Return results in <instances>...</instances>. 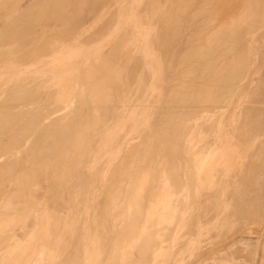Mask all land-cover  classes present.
I'll use <instances>...</instances> for the list:
<instances>
[{
	"label": "rangeland",
	"instance_id": "rangeland-1",
	"mask_svg": "<svg viewBox=\"0 0 264 264\" xmlns=\"http://www.w3.org/2000/svg\"><path fill=\"white\" fill-rule=\"evenodd\" d=\"M76 1L0 0V264H260L264 179L251 176L264 135L239 128L236 115L264 68V0ZM249 2L243 29L222 33ZM244 74L236 90L213 86L212 101L205 92ZM200 94L207 104H194Z\"/></svg>",
	"mask_w": 264,
	"mask_h": 264
},
{
	"label": "bare ground",
	"instance_id": "bare-ground-1",
	"mask_svg": "<svg viewBox=\"0 0 264 264\" xmlns=\"http://www.w3.org/2000/svg\"><path fill=\"white\" fill-rule=\"evenodd\" d=\"M67 1V0H66ZM69 1V0H68ZM76 0H74V2H75ZM81 1H83V0H81ZM91 1V0H90ZM90 1H88V2H90ZM93 1V0H92ZM91 1V2H92ZM96 1V0H95ZM104 1H106V0H104ZM242 1V0H241ZM86 2V1H85ZM94 2V1H93ZM97 2V1H96ZM16 3V2H15ZM70 3V5H71V1L69 2ZM84 3V2H83ZM250 3L251 2H249V9H250V13H246V14H244V15H241V16H239L237 19H233V22H232V24L230 25V26H226L224 29H222V33H225L226 35H231V34H233V33H238V32H240L242 29H243V26L244 25H246V22L245 21H247V20H245V15H251V13H252V10H251V8H250ZM65 4V3H64ZM78 4H80V1L78 2ZM246 4V3H245ZM56 5V4H55ZM72 5H73V3H72ZM63 6V5H62ZM69 6V5H68ZM76 6H77V1H76ZM81 6V5H80ZM83 6V5H82ZM94 7V6H93ZM95 7H96V5H95ZM245 7H247V6H245ZM59 8V7H58ZM75 8V7H74ZM62 9V8H61ZM75 10V9H74ZM77 10V9H76ZM82 10H84V9H82ZM87 10V9H86ZM59 11V10H58ZM249 11V10H248ZM79 12V11H78ZM67 13V12H66ZM75 13V12H74ZM84 13V12H83ZM120 13H122V11L120 10ZM80 14H81V12H80ZM77 15V14H76ZM80 16V15H79ZM68 17V16H67ZM120 17V16H119ZM86 18V17H85ZM121 18V17H120ZM247 19V18H246ZM65 20V19H64ZM64 25V24H63ZM62 25V26H63ZM248 25H249V23H248ZM64 27V26H63ZM144 30L145 29H142L141 31H140V35L144 32ZM259 30H260V28L256 31V36L255 37H257L258 36V34H260V32H259ZM67 32V31H66ZM56 35V34H55ZM139 35V36H140ZM57 37L58 36H60L61 37V34H57L56 35ZM139 36H138V38H139ZM254 36V35H253ZM53 37V36H52ZM55 37V36H54ZM57 37H55L56 39H57ZM60 37H59V39H60ZM55 41H57V40H55ZM4 44V43H3ZM49 44V43H48ZM243 44V43H242ZM245 44V43H244ZM243 44V45H244ZM249 44V43H248ZM248 44H245V48L246 47H249L248 46ZM54 45V44H53ZM236 45V44H235ZM235 45L233 46V48L235 47ZM247 45V46H246ZM45 46H47V45H45ZM45 46H43V47H45ZM50 47V46H49ZM243 47V48H244ZM254 47V46H253ZM53 48V47H52ZM239 48V47H238ZM44 49H46V47L44 48ZM49 49V48H48ZM249 49V48H248ZM261 49V48H260ZM231 52V50H229L228 51V53H230ZM234 52V51H233ZM249 52V51H248ZM247 52V53H248ZM252 52V51H251ZM236 54V53H235ZM234 54V55H235ZM256 54V53H255ZM243 55V54H242ZM246 56H248L249 57V55H245L244 54V59H246L247 57ZM238 58V57H237ZM225 59V58H224ZM250 59V58H249ZM257 59V58H256ZM251 60V59H250ZM233 61V60H232ZM247 62L249 63V61H246V62H243L244 64L243 65H246V67H247V69H249V64H251V63H254V61H251V63H249L248 64V66H247ZM259 62V61H258ZM157 62H156V60H155V64H156ZM223 63V62H222ZM246 63V64H245ZM214 65V64H213ZM232 65V64H231ZM234 66H235V63L232 65V66H228V67H226L224 64L223 65H221V67H217L218 69H216L217 70V75L218 74H220L219 72L220 71H224V70H230V69H234ZM236 67V66H235ZM246 67H244V69H245V71L246 72H248L247 71V69H246ZM207 68H209V67H207ZM215 68V67H214ZM214 68H212L211 67V69H213L214 70ZM250 69H251V67H250ZM206 71H207V69H205ZM209 70V69H208ZM212 70V71H213ZM218 70H220V71H218ZM90 71V70H89ZM89 71H88V73H89ZM148 71V70H147ZM245 71H243L244 73H246ZM161 70H159L158 69V73L159 74H161ZM215 72V71H214ZM113 73V72H112ZM148 73H149V78H150V80H149V85H148V88L150 89V91L152 92V93H154L155 91H156V85H157V82H156V80H155V78H154V73H152L151 71H148ZM201 73V72H200ZM212 74V73H211ZM215 74V73H214ZM245 75V77H242V78H240V77H238V78H236V80H238V82H236V83H233V84H230L229 83V81H228V79L227 78H217V79H213L214 80V82L211 84V87H208V89L205 91V92H209V94L207 93V95H209V97H211L210 99H211V101H212V98L214 97H212V93H214L213 92V86H215V88L217 87L218 88V86L220 87V86H222L223 84H225V85H227L228 87H227V89L229 88V86L230 87H232V86H235V89L234 90H236L237 89V87H239V83H241V82H243L245 79H247V76H248V74L246 75V74H244ZM250 75V74H249ZM147 76V75H146ZM146 76H145V78H146ZM204 76V75H203ZM202 76V77H203ZM215 76V75H214ZM137 77V76H136ZM207 77V76H206ZM206 77H204V78H206ZM107 78V77H106ZM181 80L183 81V80H187L188 78H184V77H182L181 76ZM208 78V77H207ZM230 78V77H229ZM116 79V78H115ZM192 78H190V80H191ZM220 79H222V80H220ZM97 80V79H96ZM103 80V79H102ZM108 80V79H107ZM110 80H111V78H110ZM181 80H180V82H181ZM189 80V79H188ZM201 80V79H200ZM209 80V79H208ZM211 80V79H210ZM101 81V80H100ZM148 81V80H147ZM204 81V80H203ZM206 81V80H205ZM146 82V81H145ZM147 83V82H146ZM249 83V87H250V91H249V93H248V99H246V102H245V106L243 107V106H241V107H243L242 108V110H241V112H240V114L238 113L237 115H236V117H241V119L243 120L242 122H241V124H237V125H239V128H242V127H240L241 125L243 126V128H244V130H247L248 131V133L249 134H256V135H264V68H261V66H260V68H259V70H258V72L256 73V75L251 79V81L250 82H248ZM79 84V83H78ZM105 84V83H104ZM133 84V83H132ZM83 85V84H82ZM106 85V84H105ZM198 85V84H197ZM210 85V84H209ZM247 85V84H246ZM100 86V85H99ZM112 86V85H111ZM131 86H133V85H131ZM135 86H137V85H135ZM116 87V86H115ZM189 87V86H188ZM188 87H187V90H188ZM202 87V86H201ZM203 87H205V85L203 86ZM103 88V87H102ZM106 88V87H105ZM175 88V87H174ZM180 88V87H179ZM184 88V87H183ZM234 88V87H233ZM94 90V89H93ZM99 90V89H98ZM101 90V89H100ZM111 90V89H110ZM116 90V89H115ZM200 90H202L203 91V89L201 88ZM108 91H109V89H108ZM179 91V90H178ZM185 91V90H184ZM190 91V90H189ZM216 91V90H215ZM217 91H219V89H217ZM177 92V91H176ZM173 93L174 95H176L177 93ZM229 92H231V89H230V91ZM117 93V92H116ZM181 93H183V92H181ZM187 93V92H186ZM185 93V94H186ZM190 93V92H189ZM199 93H201V91L199 92ZM95 94V93H94ZM194 94V93H193ZM198 94V93H197ZM92 95V94H91ZM105 95V94H104ZM187 95V94H186ZM201 95V94H200ZM200 95H198L196 98H198V97H202V95H203V93H202V95L200 96ZM215 96H216V94H214ZM219 95V94H218ZM224 95V94H223ZM193 96V95H192ZM206 95H204V97H205ZM227 96V95H226ZM172 97H175V96H172ZM204 97H202V98H198V100H196L195 102H194V104H199V105H203L204 103H205V101H206V99L204 98ZM243 97V95L241 94V98ZM94 98V97H93ZM208 98V97H207ZM224 98H226L225 96H224ZM82 99V98H81ZM92 99V98H91ZM117 99V98H116ZM177 99V98H176ZM209 99V100H210ZM221 99V98H220ZM23 100V99H22ZM90 100V99H89ZM88 100V101H89ZM96 100V99H95ZM110 100V99H109ZM175 100V99H174ZM185 100V99H184ZM208 100V101H209ZM216 100V99H215ZM227 100V99H226ZM94 101V100H93ZM107 101V100H106ZM190 101V100H189ZM188 101V102H189ZM193 101V100H192ZM210 101V102H211ZM230 101V100H229ZM97 102V101H96ZM100 102V101H99ZM102 102V101H101ZM111 102V101H110ZM114 102V101H113ZM168 102V101H167ZM170 102H171V100H170ZM183 102V101H182ZM241 102H242V99H241ZM89 103H91V101L89 102ZM98 103V102H97ZM105 103V102H104ZM103 103V104H104ZM117 103V102H116ZM213 103H214V100H213ZM222 103V102H221ZM182 104H184V103H182ZM206 104H207V101H206ZM229 104V103H228ZM227 104V105H228ZM105 105V104H104ZM180 105H181V103H180ZM218 105V104H217ZM188 106V105H187ZM197 106V105H196ZM224 106V105H223ZM113 107V106H112ZM183 107V106H182ZM195 107V106H194ZM217 107V106H216ZM222 107V106H221ZM98 108V107H97ZM185 108V107H184ZM197 108H198V106H197ZM203 108V107H202ZM211 108V107H210ZM12 109V108H11ZM82 109H84V108H82ZM108 109V108H107ZM162 109V108H161ZM177 108H175V110L174 111H171L170 112V110H169V113H167L168 114V117H167V119H163L164 120V122H162V121H160L161 120V118L160 117H158L156 120L158 121V119H160L159 121L160 122H162V125H160V127L161 126H164V127H162L161 129H163V131L164 132H162L163 134L165 133V131L167 132V131H173V130H171L170 128H171V126H172V124L174 123V119L177 117V115H178V113L179 112H177V110H176ZM199 109V108H198ZM217 109V108H216ZM117 110V109H116ZM165 110H166V108H165ZM164 110V111H165ZM172 110V109H171ZM179 110H180V108H179ZM196 110V109H195ZM203 110V109H202ZM75 111V110H74ZM101 111V110H100ZM105 111V110H104ZM103 111V112H104ZM158 111V110H157ZM161 110H159L158 112H160ZM163 110L161 111L162 113L164 112ZM192 111V110H191ZM197 111V110H196ZM85 112V111H84ZM156 112V111H155ZM157 112V113H158ZM160 112V113H161ZM165 112H167V111H165ZM165 112H164V116L166 115L165 114ZM184 112V111H183ZM81 113V112H80ZM105 113H108V112H105ZM161 113V114H162ZM176 113H177V115H176ZM202 113V112H201ZM200 113V114H201ZM159 114V113H158ZM160 114V115H161ZM193 114V113H192ZM195 114V113H194ZM66 115V114H65ZM176 115V116H175ZM199 115V114H198ZM197 115V116H198ZM203 115V114H202ZM239 115V116H238ZM61 116V115H60ZM73 116V115H72ZM163 116V117H164ZM200 116V115H199ZM10 117V116H9ZM66 117V116H65ZM166 117V116H165ZM164 117V118H165ZM189 117V116H188ZM187 117V118H188ZM236 117H235V120H236ZM192 118V117H191ZM10 119V118H9ZM55 119V118H54ZM65 119V118H64ZM186 119V118H185ZM241 119L239 120V123H240V121H241ZM56 120H58V119H56ZM55 120V121H56ZM154 120V119H153ZM225 120V119H224ZM3 121V120H2ZM155 121V120H154ZM189 121V120H188ZM187 121V123H189ZM191 121V120H190ZM221 121V120H220ZM58 122V121H57ZM5 123V122H4ZM185 124L184 123V129L183 130H186L187 132H189V130L190 129H194V124L191 126V125H189V124ZM160 124V123H159ZM181 124H183V123H181ZM175 125V124H174ZM179 126H180V124H179ZM158 127H159V125H158ZM173 127V126H172ZM182 127V126H181ZM93 128V127H92ZM154 128V127H153ZM159 129V128H158ZM161 129H159V130H161ZM170 129V130H169ZM173 129H174V127H173ZM175 131H178L177 129L175 130ZM174 131V132H175ZM185 131V132H186ZM168 133V132H167ZM169 133H171V135L169 136L168 134V138L170 137L171 138V136H172V132H169ZM175 133H177V132H175ZM180 133V132H179ZM161 134V133H160ZM181 134V133H180ZM183 134V133H182ZM245 134V133H244ZM159 135V134H158ZM250 135V136H251ZM184 136H185V134H184ZM249 136V135H248ZM164 137V136H163ZM166 137V136H165ZM175 137V136H174ZM181 137V136H180ZM158 138V137H157ZM167 138V137H166ZM252 138V137H251ZM249 139V138H248ZM254 139V138H253ZM41 140V139H40ZM39 140V141H40ZM147 140H149V139H147ZM163 140V139H162ZM165 140V139H164ZM170 140V139H169ZM173 140V139H172ZM175 140V139H174ZM156 141V140H155ZM181 141V140H180ZM252 141V140H251ZM158 141H156V143H157ZM168 143H169V141H167ZM264 141H262V143H263ZM141 143V142H140ZM152 143V142H151ZM155 143V142H154ZM159 143V142H158ZM166 143V142H165ZM164 143V144H165ZM170 143H172V141L170 142ZM173 143H174V141H173ZM178 143V142H177ZM249 143H250V141H249ZM261 143V142H260ZM96 144V143H95ZM161 144V143H160ZM152 145V144H151ZM162 145V144H161ZM169 145V144H168ZM172 145H174V144H172ZM175 145H177V144H175ZM245 145V144H244ZM250 145V144H249ZM262 145V144H261ZM264 145V144H263ZM133 146V145H132ZM137 146V145H136ZM159 146V145H158ZM179 146V145H178ZM181 146V145H180ZM260 146V145H259ZM153 147V146H152ZM163 147L164 148H166V146H164L163 145ZM176 147V146H175ZM174 147V148H175ZM246 147V146H245ZM261 147V146H260ZM130 148H132V147H130ZM134 148V147H133ZM176 148H178V147H176ZM243 148V147H242ZM241 148V149H242ZM262 148V147H261ZM156 149V148H155ZM180 149V148H179ZM221 149V148H220ZM259 149V148H258ZM134 150V149H133ZM133 150H129L130 152L132 151L133 152ZM159 150V149H158ZM170 150V146H169V148H168V151ZM181 150V149H180ZM263 150H264V148H263ZM128 151V152H129ZM146 151V150H145ZM151 151V150H150ZM165 151V149L163 150V151H161V153L162 154H164L163 152ZM176 151V150H175ZM181 151H183V150H181ZM258 151V150H257ZM262 151V150H261ZM260 151V152H261ZM129 152V153H130ZM135 152V151H134ZM171 152V151H170ZM169 152V153H170ZM264 152V151H263ZM87 153H88V151H87ZM129 153H128V155H129ZM138 153V152H137ZM154 153V152H153ZM161 153H159L158 152V154H161ZM166 153V152H165ZM180 153V152H179ZM257 152H256V150H255V153L254 154H256ZM167 154V153H166ZM242 154V153H241ZM132 155V154H131ZM139 155V154H138ZM153 155V154H152ZM169 155H171V153L169 154ZM251 155V154H250ZM257 155V154H256ZM262 155H264V153H262ZM145 156V155H144ZM147 156V155H146ZM154 156V155H153ZM156 156V155H155ZM162 156V155H161ZM176 156V155H175ZM175 156H174V158H175ZM179 156H180V154H179ZM179 156H178V158H179ZM237 156V155H236ZM235 156V157H236ZM242 156V155H241ZM254 156V155H253ZM257 156H259V155H257ZM261 156V155H260ZM131 157V156H130ZM133 157V156H132ZM237 157H239V156H237ZM236 157V158H237ZM127 158H128V156H127ZM155 158H157V156L155 157ZM256 158V157H255ZM259 158H262V157H259ZM140 159V158H139ZM148 159V158H147ZM154 159V158H153ZM161 159H162V157H161ZM164 159H165V157H163V159H162V162L164 161ZM167 159V158H166ZM165 159V160H166ZM182 159H183V157H182ZM182 159H180L179 161H181ZM216 159V158H215ZM239 159V158H238ZM253 159H254V157H253ZM257 159H258V157L256 158V159H254V161H252V163H254L255 161H257ZM132 160H134V159H132ZM131 160V161H132ZM160 160V159H159ZM159 160L157 161V160H155V161H157V162H159ZM168 160V159H167ZM172 160V159H171ZM206 160V159H205ZM259 160V159H258ZM264 160V159H263ZM127 161V160H126ZM151 161V160H150ZM178 161V160H177ZM236 161V160H235ZM261 161V160H260ZM260 161H259V163H255V164H260ZM258 162V161H257ZM261 162H263V161H261ZM151 163H152V161H151ZM160 163H161V161H160ZM169 163V162H168ZM172 163V162H171ZM171 163H169V165L171 164ZM180 163V162H179ZM251 163V162H250ZM127 164H128V162H127ZM155 164H157L156 162H155ZM166 164V163H165ZM203 164H205V161H201V163H200V165L202 166L201 167V169L202 168H204L203 167ZM264 164V163H263ZM262 164V165H263ZM174 166H175V164H173ZM163 166H166V165H163ZM178 166V165H177ZM181 166H183V165H181ZM254 166V165H253ZM130 167V166H129ZM239 167V166H238ZM260 167V166H259ZM118 168V167H117ZM124 168H125V166H124ZM140 168H142V167H140ZM139 168V169H140ZM163 168V167H162ZM161 168V169H162ZM171 168H172V165H171ZM183 168V167H182ZM121 169V168H120ZM159 169H160V167H159ZM173 169V168H172ZM184 169V168H183ZM200 169V168H199ZM261 169H262V167H261ZM144 170H146V169H144ZM164 170V169H163ZM166 170H167V168H166ZM114 171H116V169L114 170ZM136 171V170H135ZM149 171V170H148ZM148 171H146L147 173H148ZM155 172H156V170H154ZM162 171V170H161ZM165 171V170H164ZM168 171V170H167ZM166 171V172H167ZM201 171V170H200ZM200 171H198V173L200 172ZM123 172V171H122ZM121 172V173H122ZM133 172V171H132ZM136 172H138V171H136ZM157 172H158V170H157ZM156 172V173H157ZM252 172V171H251ZM253 172H255L254 171V168H253ZM252 172V176L254 177V175H255V173H253ZM256 172H258V171H256ZM123 173H125V171L123 172ZM127 173H129L130 174V170L128 171V169H127ZM127 173L125 174V176L127 175ZM144 173V172H143ZM168 173V172H167ZM120 174V173H119ZM136 174H138V173H136ZM146 174V173H145ZM145 174H143L144 176H146ZM158 174H160V172L158 173ZM166 174V173H165ZM170 174H172V173H170ZM183 174V173H182ZM181 174V175H182ZM112 175V174H111ZM120 175H123V174H120ZM139 175V174H138ZM149 175H151V174H149ZM156 175L157 174H155V175H153V176H155L156 177ZM161 175H164L163 174V171L161 172ZM160 175V176H161ZM168 175H169V173H168ZM180 175V176H181ZM247 175V174H246ZM245 174H243V176L245 177L246 176ZM259 175V174H258ZM257 175V176H258ZM262 174H260L259 176H261ZM134 176V175H133ZM141 176V175H140ZM159 176V175H158ZM176 176V175H175ZM251 176V177H252ZM256 175H255V177H257ZM258 176V177H259ZM263 176H264V174H263ZM168 177V176H167ZM112 178V177H111ZM128 178H130L129 176H128ZM134 178H135V176H134ZM136 178H138V177H136ZM135 178V179H136ZM141 178H142V176H141ZM145 178V177H144ZM154 178V177H153ZM157 178V177H156ZM172 178H175V177H172ZM260 178V177H259ZM259 178H257V181H258V179ZM261 178H263L264 179V177H262L261 176ZM259 179V183H260V181L261 180H263V179ZM117 179V178H116ZM123 179V178H122ZM125 179V178H124ZM161 179H164L162 176H161V178H160V180ZM168 179V178H167ZM180 179V178H179ZM178 179V180H179ZM243 179V178H242ZM89 180V179H88ZM115 180V179H114ZM118 180V179H117ZM119 180H121L120 178H119ZM126 180V179H125ZM128 180V179H127ZM126 180V181H127ZM159 180V181H160ZM244 180V179H243ZM131 181V180H130ZM157 181V180H156ZM158 181V182H159ZM171 181V179L169 180L168 179V181H166V179H164V181L162 180V182H163V184H164V182H166L167 184L168 183H171L170 182ZM176 180H174V182H175ZM180 181V180H179ZM178 181V182H179ZM129 182V181H128ZM135 182V181H134ZM133 181H132V184L134 183ZM137 182V181H136ZM155 182V181H154ZM162 182L160 181V183L162 184ZM182 182V181H181ZM202 182V181H201ZM241 182H243V181H241ZM99 183V182H98ZM118 183V182H117ZM125 181L123 182V184L125 185ZM130 183V182H129ZM150 183V182H149ZM183 183H184V181H183ZM189 183V182H188ZM194 183V182H193ZM95 184V183H94ZM128 184V183H127ZM131 184V185H132ZM137 184H138V182H137ZM136 184V185H137ZM151 184V183H150ZM158 184V183H157ZM162 184V185H163ZM167 184L165 185V186H163V187H166L167 186ZM114 185V184H113ZM160 184H158V186H159ZM161 185V186H162ZM169 185V184H168ZM181 185V184H180ZM120 186V185H119ZM152 186V185H151ZM149 187V188H152L153 189V186L152 187ZM161 186H159V188H157V189H159V190H161ZM246 186V185H245ZM244 186V187H245ZM129 187H131L130 185H129ZM133 187V186H132ZM108 188V187H107ZM114 188V187H113ZM123 188H125L124 186L120 189V191H123ZM135 188V187H134ZM138 188H140V187H138ZM141 188H142V186H141ZM117 189V188H116ZM115 189V190H116ZM147 189V188H146ZM155 189V188H154ZM167 189V188H166ZM242 189V188H241ZM118 190V189H117ZM128 193L130 192V189L128 188ZM137 190H140V189H137ZM144 190V189H143ZM150 190V189H149ZM258 190V189H257ZM135 191V190H134ZM134 191H132L131 190V192H134ZM151 191V190H150ZM117 192H119V191H117ZM192 192V191H191ZM105 193V192H104ZM122 193V192H121ZM121 193H119V196H118V198L120 197V194ZM124 194H125V191L123 192ZM138 193H140L139 191H138ZM147 193H149V192H147ZM154 194H158L159 193V191H156V192H153ZM193 193V192H192ZM118 194V193H117ZM126 194H127V192H126ZM132 194V193H131ZM135 194V196L136 197H134V198H138L137 197V194L136 193H134ZM143 194V193H142ZM145 194H146V192H145ZM152 194V193H151ZM105 195V194H104ZM129 195H130V193H129ZM108 196V195H107ZM126 196V195H125ZM128 196V195H127ZM131 196V195H130ZM140 196H142V195H140ZM116 197V196H115ZM129 197V196H128ZM133 197V196H132ZM162 197V196H161ZM109 198V197H108ZM107 198V199H108ZM130 198V197H129ZM146 198V197H145ZM117 200V199H116ZM145 200V199H144ZM121 201V200H120ZM125 201V200H124ZM104 202V201H103ZM116 202V201H115ZM145 202V201H144ZM109 203V202H108ZM126 203V202H125ZM258 203H259V201H258ZM122 204V203H121ZM260 204V203H259ZM261 205V204H260ZM260 205H258V206H260ZM139 206V205H138ZM142 206V205H141ZM144 206V205H143ZM142 206V207H143ZM256 206H257V204H256ZM257 206V207H258ZM261 206H263V205H261ZM145 207V206H144ZM194 207V206H193ZM192 207V208H193ZM119 208V207H118ZM261 208V207H260ZM107 209V208H106ZM141 209V208H140ZM139 209V210H140ZM145 210V209H144ZM255 210H257V208H255ZM254 211V210H253ZM116 212V211H115ZM119 212V211H118ZM258 212V211H257ZM137 213V212H136ZM139 213H140V211H139ZM141 214V213H140ZM121 216V215H120ZM263 216V215H262ZM261 216V217H262ZM118 217H119V215H118ZM122 217V216H121ZM137 218V217H136ZM158 219V218H157ZM117 221H119V220H116V223H117ZM140 221V220H139ZM115 222V221H114ZM134 222V221H133ZM136 222V221H135ZM115 223V224H116ZM121 223V222H120ZM114 224V225H115ZM118 224H119V222H118ZM134 224V223H133ZM135 226V225H134ZM116 227H118L117 225H116ZM121 227V226H120ZM138 227V226H137ZM117 229V228H116ZM116 229H114L115 230V232H118V231H116ZM110 230V229H109ZM114 230H113V232H114ZM132 230V229H131ZM130 231V230H129ZM136 231H137V229H136ZM110 232V231H109ZM115 232H114V234H115ZM111 233H112V231H111ZM111 233H109L108 234V237H109V240H112L115 236H114V234L112 235ZM137 233V232H136ZM113 236V237H111V235ZM110 235V236H109ZM110 237H111V239H110ZM117 237V236H116ZM114 240V239H113ZM108 242V241H107ZM113 242V241H112ZM115 242V241H114ZM113 242V243H114ZM108 243H110V242H108ZM107 243V244H108ZM126 246V245H125ZM110 247V246H109ZM109 247H107V248H109ZM109 250V249H108ZM107 253H108V251H107ZM106 254V253H105ZM105 256V255H104ZM70 257V256H69ZM69 259V258H68ZM104 261V260H103Z\"/></svg>",
	"mask_w": 264,
	"mask_h": 264
},
{
	"label": "crops",
	"instance_id": "crops-1",
	"mask_svg": "<svg viewBox=\"0 0 264 264\" xmlns=\"http://www.w3.org/2000/svg\"><path fill=\"white\" fill-rule=\"evenodd\" d=\"M230 158H231V156H228L227 154L225 155V164H226V162L228 161V159H230ZM166 161H167V160H166ZM166 161L161 162V165H162V166H163V165H166V166H163V167H167V168L169 167V169L171 168V165H172V168H173V163H171V161H169V163H171V164L169 165V163H166ZM262 161H263V162L260 161V164H258V165H257V164H253V165H254L253 167H256V166L259 167V165H261V167H262V169H261L260 171L254 169L255 172H253V173H255L256 176H257L258 174H259V175L262 174L261 176L264 177V176H263V174H264V164H263V163H264V160H262ZM165 163H166V164H165ZM257 163H259V162H257ZM262 164H263V165H262ZM211 168H213V167H211ZM256 171H258V172H256ZM110 174H111V173H110ZM246 174H247V173H246ZM246 174H245V175H246ZM252 175H253V174H252ZM255 175H254V177H255ZM259 175H258V176H259ZM258 176H257V178H259V177L261 178V176H259V177H258ZM246 177H247V175H246ZM252 177H253V176H252ZM257 178H256V179H257ZM260 178H259V179H260ZM140 179H142V178H140ZM175 179H176V178H175ZM259 179H258V180H259ZM261 179H263V178H261ZM245 180H246V179H245ZM175 182H176V181H175ZM258 182H259V181H258ZM258 182H257V183H258ZM184 184H185V181H184ZM184 184H183V185H184ZM259 184H260V183H259ZM244 186H245V185H244ZM258 189H259V188H258ZM244 190H245V191L247 190L246 186H245V189H244ZM156 191H158V190H156ZM248 191H249V190H248ZM249 192H250V191H249ZM162 194H163V193H162ZM165 195H166V196H164V197L162 196V198H159V197L157 198L158 200L161 199L160 201H161V205H162L161 209H162V217H163V218H164V217H167V216H166V210H167V209H171V203H170V200H169V196H170V195H169L168 193H167V194L165 193ZM241 195H242V194H241ZM129 199H130V200H133L132 197H130ZM157 199H154L153 201H155V200H157ZM243 200H244V198H243ZM120 213H121V212H120ZM169 215H170V213H169ZM119 216H120V214H119ZM157 216H159V215H157ZM146 218H147V217H146ZM258 219H259V218L257 217L256 220H258ZM115 223H116V222H115ZM115 223H114V224H115ZM116 224H117V223H116ZM117 225H118V224H117ZM183 227H184V226H182V228H183ZM180 228H181V226H180ZM152 231H153V228H152ZM153 237H154V236H153ZM165 241H169V237L165 238ZM262 248H263V250H262L263 253H262L261 260H260V264H264V245H263Z\"/></svg>",
	"mask_w": 264,
	"mask_h": 264
}]
</instances>
